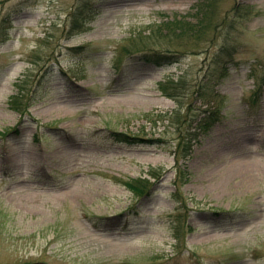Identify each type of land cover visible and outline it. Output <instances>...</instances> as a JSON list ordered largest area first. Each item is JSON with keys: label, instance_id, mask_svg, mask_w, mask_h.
<instances>
[{"label": "rangeland", "instance_id": "374dc122", "mask_svg": "<svg viewBox=\"0 0 264 264\" xmlns=\"http://www.w3.org/2000/svg\"><path fill=\"white\" fill-rule=\"evenodd\" d=\"M85 1L71 36L83 0H0V264H264V0ZM175 19L173 62L122 53Z\"/></svg>", "mask_w": 264, "mask_h": 264}, {"label": "trees", "instance_id": "16d2710c", "mask_svg": "<svg viewBox=\"0 0 264 264\" xmlns=\"http://www.w3.org/2000/svg\"><path fill=\"white\" fill-rule=\"evenodd\" d=\"M83 1L84 3L80 5L78 4L77 7L70 14V19H69L70 21H69V25L67 26L68 28L67 31L71 36L77 35L80 32L84 31V28L87 25L88 14L86 9L88 8V6L86 4V1L85 0ZM196 28L197 25L193 26L192 24L181 19H175L172 21L166 20L161 23L154 24L149 29L150 33L148 35H143L142 33L141 36H138L135 35L136 33H134L130 38V40L132 41L131 46L134 49V51H132L131 49L129 50L128 49L129 47H127V48H123L124 50L122 51V53L124 52L126 53V55H139L140 57L142 56L143 60H146L147 62L154 64L156 66L166 65L168 63L173 62L175 57L172 56L173 53L170 52L169 49L165 51L156 49L158 45L159 46L162 45V38L163 37L166 38L170 36L173 38H175V36H177L178 38L183 37L188 32L195 33ZM150 46H153L154 48H150ZM185 83H186L185 77H181L177 81H172L167 84H162L163 93L168 98L174 99L179 102V98H180L179 91L182 90ZM199 94L202 93L199 92ZM205 97L206 94L201 95V98H205ZM31 98H32V91L21 85L20 91L13 97V103H12L13 110L22 115H25L27 112V107L29 106V104H26V102L30 103V101L32 100ZM188 109L190 110L191 107ZM182 112H183V107L181 106V108L176 112V118H178L177 120L179 123V126L177 127V132L180 139L179 148L183 147L184 148L183 150L186 153L191 148L190 141L192 142L193 140L197 139L196 134L193 137L191 135V129L194 123L199 122L200 128L204 130L210 126V123L206 121L208 118H204L208 115L207 112L198 113L194 115L193 118L191 117V119L189 120H183V117L181 115ZM203 114L206 116H203ZM214 115H215L214 113H210L208 117L211 118ZM203 120H204L203 124H200V122H202ZM185 125L188 126L185 127ZM185 133H189V135H191L190 141L187 140L188 137L185 135ZM118 137H119L117 138L118 142H127L129 144L134 143V139H135L134 137L129 136L127 134H121ZM129 188L134 192V194L137 197L145 194L148 195L152 194L151 184L149 183L148 180H141L137 182V184L136 182L135 183L133 182L129 184Z\"/></svg>", "mask_w": 264, "mask_h": 264}, {"label": "bare ground", "instance_id": "6f19581e", "mask_svg": "<svg viewBox=\"0 0 264 264\" xmlns=\"http://www.w3.org/2000/svg\"><path fill=\"white\" fill-rule=\"evenodd\" d=\"M162 40L165 42L166 41V43H168V42H171V41H173L174 40V38L173 37H166V38H162Z\"/></svg>", "mask_w": 264, "mask_h": 264}]
</instances>
